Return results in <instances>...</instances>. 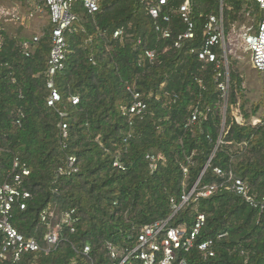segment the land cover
<instances>
[{"label": "trees", "instance_id": "obj_1", "mask_svg": "<svg viewBox=\"0 0 264 264\" xmlns=\"http://www.w3.org/2000/svg\"><path fill=\"white\" fill-rule=\"evenodd\" d=\"M13 1L24 8L28 0ZM184 2L168 0L163 9L168 22L154 20L144 0H106L93 15L77 2L81 21L66 34L68 60L57 77L62 102L56 108L47 105L45 76L50 20L29 57L21 44L34 36H22L21 29L15 35L6 26L0 50V183L21 175V188L31 195L14 204L10 222L42 246L48 229L41 214L49 206L58 215L75 210L77 222L74 231L62 229L49 252L26 253L17 262L10 255L0 264H120L122 258L111 257V245L129 255L143 227L170 219L172 227L192 228L197 214L205 215L206 222L194 248L180 253L187 264H264V211L225 188L233 174L257 199L264 198V113L259 115V105L247 110L244 78L232 58L225 99L218 80L222 69L192 53L202 48L207 17L220 11L217 0H193L196 37L175 48L186 31L178 13ZM246 5V0L224 1L227 32L236 22L258 27L259 7L250 5L246 17ZM156 24L168 27L172 37L162 38ZM117 30L123 35L114 38ZM147 52H154V60ZM134 92L147 109L129 121L122 108L132 104ZM72 97L79 98L77 105ZM64 110L67 139L59 128ZM196 110L200 116L192 123ZM149 154L163 157L154 172ZM69 157L77 159L79 171L62 175ZM16 159L21 168L14 170ZM198 182L197 191L176 211ZM214 184L216 192L198 197ZM209 240L215 256L205 258L198 246ZM3 241L0 235V252ZM125 264L142 262L130 257Z\"/></svg>", "mask_w": 264, "mask_h": 264}, {"label": "built area", "instance_id": "obj_2", "mask_svg": "<svg viewBox=\"0 0 264 264\" xmlns=\"http://www.w3.org/2000/svg\"><path fill=\"white\" fill-rule=\"evenodd\" d=\"M81 2L88 14H95L101 11L102 5L106 0H28L23 6L20 5H2L0 3V50L4 44L3 32L7 25L26 28L31 21L38 18L49 17L52 24V45L48 61V67L45 72L47 79V89L49 97L47 105L50 108H56L62 102V95L57 85V77L66 69L68 60V46L66 34L71 32L76 24L81 21V16L76 13L75 6L77 2ZM147 3L149 15L156 21L164 18L163 9L168 5V0H144ZM220 3V11L218 14H212L207 17L203 33V45L196 53L203 63H214L221 72L218 74L220 81L219 89L223 94V98H227L229 92V63L230 59L237 58L238 51L249 53L251 56V64L258 72H264V0H246L245 7L246 17L251 16L252 8L250 5H257L262 14V18L258 27L240 25V22L234 23L227 32L225 28L224 1L217 0ZM178 13L186 26V31L179 35L175 42V48L181 49L186 41H193L196 37V24L193 21V0H185L180 6ZM156 31L161 34L162 38L170 39L172 31L168 27L156 24ZM123 35L122 30H117L114 38ZM42 33L33 37L32 41H24L21 48L24 54L29 57L33 52V45L41 39ZM219 50L221 53L217 54ZM147 57L154 60V52H147ZM73 105L79 103L78 97H72ZM147 109L146 104L142 101L141 95L137 92L133 93V102L129 106L122 108V114L129 121L133 117L142 115ZM62 121L59 125L63 139L69 136V125L67 122L68 113L64 110L60 112ZM200 113L198 110L194 112L192 123L198 121ZM241 123V120H238ZM254 122H257L255 119ZM162 155L149 154L146 160L150 164L152 172L158 169ZM77 159L69 157L66 167L61 168L60 174L72 175L79 171L76 166ZM190 163V159L189 162ZM115 166L122 169L119 162H115ZM21 168L18 159L14 162V170ZM187 173V169L184 170ZM217 175L223 176L224 173L220 169H216ZM22 175H29L26 167L22 168ZM21 175H16L13 182L0 183V235L4 237L3 248L0 252V258L7 260L9 256L15 262L19 261L26 253H35L40 251L49 252L58 245L61 231L65 227H71L74 231V225L77 222L75 210L64 211L58 215L57 208L49 206L41 214V221L47 226V234L45 235V246L36 238H26L15 229L10 219L12 218V210L14 204L20 200H28L31 195L21 188ZM199 182L194 186L188 196L183 197L182 204L178 207V211L189 198L197 191ZM226 190L242 197L250 206L264 211V198L259 200L252 194L249 186L239 177L230 174ZM219 189L214 184L204 187L200 190L198 197L206 198ZM21 209H26V204H21ZM60 221V222H59ZM170 219L167 221H159L142 228L138 238V246L132 250L129 255L123 253L112 245L109 247L111 257L113 259L122 258L120 264H125L130 257L140 260L142 264H187V260L180 258L181 252H189L194 248L195 242L200 235L202 227L205 225L206 217L203 214H197L192 228L185 225L172 227L169 225ZM56 223V224H55ZM198 249L205 258L215 256L214 241L209 240L201 243ZM89 248H86V252Z\"/></svg>", "mask_w": 264, "mask_h": 264}, {"label": "rangeland", "instance_id": "obj_3", "mask_svg": "<svg viewBox=\"0 0 264 264\" xmlns=\"http://www.w3.org/2000/svg\"><path fill=\"white\" fill-rule=\"evenodd\" d=\"M2 5H20L21 3L14 2L13 0H0ZM24 11L25 9L22 8ZM253 22V21H252ZM49 25V19L37 20L30 22L26 28H19L11 26L13 33L18 34V29H21V35L26 37H33L40 34L42 30ZM240 25L253 26L249 22L240 23ZM233 62H236L235 68L242 74L244 78V87L246 90V100L248 101L246 107L251 112L256 106H260L259 115L264 113V72L259 73L251 64V56L249 53L238 51L237 58H232ZM225 111V110H224Z\"/></svg>", "mask_w": 264, "mask_h": 264}, {"label": "crops", "instance_id": "obj_4", "mask_svg": "<svg viewBox=\"0 0 264 264\" xmlns=\"http://www.w3.org/2000/svg\"><path fill=\"white\" fill-rule=\"evenodd\" d=\"M45 18L49 19L48 15H47V16L45 15L44 17L38 18V19L32 21L31 23L33 24V22H35V21H37V20H43V19H45ZM49 20H50V19H49ZM253 27H254V26H253Z\"/></svg>", "mask_w": 264, "mask_h": 264}]
</instances>
